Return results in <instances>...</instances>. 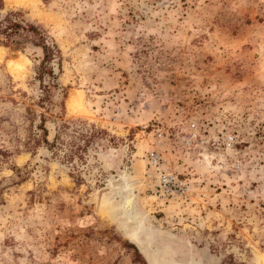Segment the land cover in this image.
I'll return each instance as SVG.
<instances>
[{
  "label": "rangeland",
  "instance_id": "374dc122",
  "mask_svg": "<svg viewBox=\"0 0 264 264\" xmlns=\"http://www.w3.org/2000/svg\"><path fill=\"white\" fill-rule=\"evenodd\" d=\"M2 3L0 264H260L264 0Z\"/></svg>",
  "mask_w": 264,
  "mask_h": 264
},
{
  "label": "trees",
  "instance_id": "16d2710c",
  "mask_svg": "<svg viewBox=\"0 0 264 264\" xmlns=\"http://www.w3.org/2000/svg\"><path fill=\"white\" fill-rule=\"evenodd\" d=\"M3 7L2 0H0V9ZM18 12H8L4 19L0 20V35H3L5 40H0V44H5L6 46H9L11 43H19L16 41L15 36H21L24 38L28 43L39 46L42 49L43 52V62H47L51 60L54 56V46H51L46 41V34L44 30L33 23L30 22H24L23 20L16 19ZM41 131H42V140L49 146L55 147L56 143H58L60 147H63L64 139L62 138L59 131L55 134L52 141L49 142L46 138L48 135L47 129L44 126V120L43 123L40 125ZM76 131V130H74ZM98 132V131H96ZM98 133H105L102 131H99ZM78 140L84 139V135L82 133H79V136H75ZM87 137V136H86ZM94 137V135L91 133V135L85 139V145H87L91 139ZM76 138H74L72 141L69 142L70 150L73 148L74 151L70 154L71 156H74L78 151V149H81V146L77 144ZM75 147V148H74ZM72 151V150H71ZM70 151V152H71Z\"/></svg>",
  "mask_w": 264,
  "mask_h": 264
},
{
  "label": "bare ground",
  "instance_id": "6f19581e",
  "mask_svg": "<svg viewBox=\"0 0 264 264\" xmlns=\"http://www.w3.org/2000/svg\"><path fill=\"white\" fill-rule=\"evenodd\" d=\"M10 1V0H9ZM21 60V59H20ZM14 65L21 66L20 63H16ZM82 100H81V95L77 92H70L69 96L66 101V107L69 111H76L78 106H81ZM79 110V109H78ZM260 264H264V254H261L259 256Z\"/></svg>",
  "mask_w": 264,
  "mask_h": 264
}]
</instances>
